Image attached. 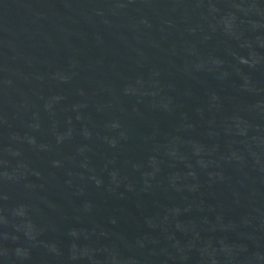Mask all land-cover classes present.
<instances>
[{"label":"water","instance_id":"1","mask_svg":"<svg viewBox=\"0 0 264 264\" xmlns=\"http://www.w3.org/2000/svg\"><path fill=\"white\" fill-rule=\"evenodd\" d=\"M0 264H264V0H0Z\"/></svg>","mask_w":264,"mask_h":264}]
</instances>
